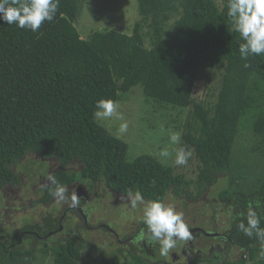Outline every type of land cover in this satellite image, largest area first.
<instances>
[{
  "label": "trees",
  "instance_id": "16d2710c",
  "mask_svg": "<svg viewBox=\"0 0 264 264\" xmlns=\"http://www.w3.org/2000/svg\"><path fill=\"white\" fill-rule=\"evenodd\" d=\"M88 1L60 0L54 20L38 32L0 21V192L21 187L15 168L24 159L39 170L34 206L54 200L44 183L49 173L69 188L87 180L90 188L102 184L119 196L139 190L145 200H165L170 193L196 200L210 186L223 184L211 222L215 212L227 213L220 227L230 241L227 249L236 247L240 255L222 264H264L261 242L237 228L249 201H259L264 210V54L241 58L242 41L228 22L227 0H136L131 32L104 24L82 38L77 25ZM204 63L223 70L212 118L193 105ZM138 85L154 102L183 110L193 105L184 135L200 163L195 194L182 189L184 175L150 155L128 161L127 144L93 118L96 101H119ZM50 161L59 168L44 172ZM72 163L80 164L78 171L68 169ZM24 173L37 179L25 167ZM62 211L43 213L40 224H22L0 236V264H34L38 254L52 257L53 264H78L81 232L69 237L72 225L66 218L59 221L70 212ZM144 253L126 244L103 264H165L156 256L154 263L147 261ZM206 262L200 257L194 263Z\"/></svg>",
  "mask_w": 264,
  "mask_h": 264
},
{
  "label": "rangeland",
  "instance_id": "374dc122",
  "mask_svg": "<svg viewBox=\"0 0 264 264\" xmlns=\"http://www.w3.org/2000/svg\"><path fill=\"white\" fill-rule=\"evenodd\" d=\"M104 1H107V5H105ZM86 5L83 16L77 25L79 31L83 32L82 38H85L84 36L94 29H101L105 26L104 24H107L105 26L106 29L128 34L131 32L133 22L136 21V0H89ZM222 72V69L213 68L210 67V64L204 63L201 64L195 80L193 105L200 104L203 110L207 112L209 118L213 116V109L221 84ZM118 102L121 105V110L126 119L129 121L128 132L119 138L127 144V160L132 161L140 155H150L162 165L171 167L175 175H184L186 182L183 184L182 189H186L188 192L195 194L200 168V163L197 157H195L196 152L189 160L187 166L179 167L173 166L172 159L174 158V153L173 157L168 159L158 158L154 155L159 148L165 146L169 147L171 151L172 146L168 142L169 129L181 131L182 143L188 145L187 136L184 135V124L188 117H193L195 112L193 105L183 110L179 107L154 102L144 96L142 87L139 85L134 86L126 94L121 95ZM99 124L113 136L117 137L116 130L119 124L118 121ZM191 127L193 128L194 126ZM191 148L194 149L193 147ZM32 157L35 158L36 156H31L30 158L32 159ZM28 161L24 159L22 164H19L15 168L22 178L21 187L6 188L3 193L0 192V236L7 235L8 232L22 227V224H40L43 213L45 214L50 211L47 215L54 214L57 209L60 210L63 207V204H57L55 200H52L50 204L45 206H34L33 203L37 198L35 190L40 182V178H37L39 176V170L32 169L33 165H25L28 164ZM23 165H25L26 172L31 173L37 179L29 180L24 173ZM58 168L57 163L50 161L47 168L44 169V172H54ZM79 168V163H72L68 167L71 171H78ZM47 181L45 179L44 183L46 184ZM42 183L40 186H42ZM77 184L82 185L83 191L86 190L90 194L89 200L84 203L83 212L88 214L89 225L92 226L91 229H87L85 224L81 225L80 220L82 219L79 215L69 213L67 216L68 223L72 225L74 230L81 232V241L84 242L78 264H103V261L109 260L112 257L116 249L126 246L125 241L130 238L128 237L129 235H137L139 231L141 232V228L144 226L140 220L141 213L139 210H133L128 207L125 197L112 193L102 184L95 185L92 188L89 187L90 182L87 180L75 183V185ZM222 185L210 186L211 188L209 187L205 194L196 200L187 199L186 196H175L173 193H170L164 201L166 203H174L177 209L184 213V218L189 228L197 225L202 230H210L211 227L206 226V223H208L210 225L213 224L212 226H217L218 232L222 233L223 230L220 226L226 225L228 221L227 213H223L221 210L215 212L214 215L218 217L216 221L211 222L212 213L219 205V201L215 199V195L217 194V190L222 189ZM74 188L76 189V187L71 186L69 191L75 190ZM56 213L58 214L59 212L57 211ZM104 225L109 226L112 234L101 228ZM191 225L192 227H190ZM116 236L123 243L118 244L115 238ZM200 238L202 241L207 240L204 235H201ZM58 240L55 238V241ZM212 242L210 241L208 243L211 244ZM34 244L39 246L35 241ZM25 246L27 247L29 244ZM178 249H180L179 244L172 251H177L179 254ZM235 249L236 247L225 250L226 261L239 258L240 251ZM142 256L144 259H150L151 261H153V257L155 258V256L158 258L162 257L157 253L154 256H149V254L144 253ZM205 257L203 256L202 260ZM165 258L169 259V257ZM221 260L222 258L218 255V258L216 256L213 260L205 264H222ZM34 264H53V259L52 257H45L38 254L37 262ZM172 264L183 263L174 262Z\"/></svg>",
  "mask_w": 264,
  "mask_h": 264
},
{
  "label": "clouds",
  "instance_id": "9594fccd",
  "mask_svg": "<svg viewBox=\"0 0 264 264\" xmlns=\"http://www.w3.org/2000/svg\"><path fill=\"white\" fill-rule=\"evenodd\" d=\"M59 6L60 0H0V21L38 32L45 22L54 20ZM227 18L232 31L239 33L242 41L239 43L242 59L247 60L250 55L264 54V0H227ZM244 67H249V64L245 63ZM93 118L101 124L118 121V139L129 130V121L118 101L104 98L96 101ZM181 137V131L169 129L168 142L172 146L171 151L165 146L159 148L154 155L168 159L172 158L174 153L173 166H187L193 157L194 149L183 144ZM47 180L51 186L50 194L57 204L68 203L73 208L80 205V197L75 190L69 192L68 185L59 182L51 173L48 174ZM151 183L154 185L155 181ZM123 197L126 198L128 207L141 213L140 220L145 227L141 230L138 240L158 245L162 257H170L179 242L192 239L184 213L178 210L174 203H166L163 199L145 200L139 190L132 188L127 189ZM80 212L81 215L84 214L82 208ZM241 215L243 219L237 224V228L245 236L255 237L260 241L264 250V227L261 226L264 210H261L260 202L249 201L246 213Z\"/></svg>",
  "mask_w": 264,
  "mask_h": 264
},
{
  "label": "flooded vegetation",
  "instance_id": "af4514ba",
  "mask_svg": "<svg viewBox=\"0 0 264 264\" xmlns=\"http://www.w3.org/2000/svg\"><path fill=\"white\" fill-rule=\"evenodd\" d=\"M73 187H76L75 191L78 195V197H80V205L73 208L70 207L69 204L67 205V207H62V209H67V212H70L74 215H79L81 216L83 219L80 220L81 225L85 224V227L87 226V229H91L92 226L89 225V217L88 214L84 212L83 215H81L80 212V208L83 209L84 203H86L89 200V196L90 194L88 192H86V190L83 191V187L80 184L77 185H73ZM119 196V195H118ZM123 197V196H121ZM62 209L60 210V214L61 212L63 213ZM66 218V221L69 222L67 215H63V217H61L60 221L61 222L63 219ZM86 221V223H85ZM101 227V226H100ZM145 227V226H143ZM141 229H144V228ZM103 228L105 231L109 232L110 234H112V230L109 229V226L107 227L106 225H104ZM190 231L192 233V239L188 240V241H182L181 245L180 242L179 247V254L177 253V251H172V253L170 254L169 259L167 258H160V260H162L163 263L165 264H172L174 262H182L183 264H195L194 262H196L200 257L206 256V258L209 259V262L211 260L214 259V253H218L219 257L222 258V263L223 261H226V253L225 250H227V246L230 245V241H227V235L225 234V231H223L222 233L217 232L216 229L214 228V226H212V228L209 230L208 233H205V230H202L200 227L198 226H194L193 228H190ZM203 231V233H202ZM76 230H74V228L70 231V234L72 239H75L76 236ZM135 234V233H133ZM141 232L139 231L137 233V235H129L128 237H130L129 239H127L125 241V245L126 244H133L137 251H140L142 248L145 249V253L149 254V256H154L159 250V246L158 245H150L145 243L143 240H138V237L140 236ZM204 235L207 239L206 241H202L200 236ZM115 236V235H114ZM226 237V238H225ZM118 244L123 243L121 242L122 240L120 238H118L117 236L115 237ZM200 238V239H199ZM124 241V240H123ZM197 241H199L197 243ZM210 241H213L211 244L208 243ZM197 243V244H196ZM158 255H160V253H157ZM221 255V256H220ZM147 261L154 263L153 260L151 261L150 259H146ZM177 260V261H176Z\"/></svg>",
  "mask_w": 264,
  "mask_h": 264
},
{
  "label": "water",
  "instance_id": "95a60500",
  "mask_svg": "<svg viewBox=\"0 0 264 264\" xmlns=\"http://www.w3.org/2000/svg\"><path fill=\"white\" fill-rule=\"evenodd\" d=\"M60 229H61V228H60ZM48 236H49V235H48ZM48 236H47V237H48ZM45 239H46V237H45Z\"/></svg>",
  "mask_w": 264,
  "mask_h": 264
}]
</instances>
